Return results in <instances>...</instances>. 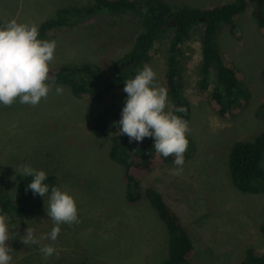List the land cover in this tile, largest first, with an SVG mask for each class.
I'll list each match as a JSON object with an SVG mask.
<instances>
[{"label": "rangeland", "instance_id": "1", "mask_svg": "<svg viewBox=\"0 0 264 264\" xmlns=\"http://www.w3.org/2000/svg\"><path fill=\"white\" fill-rule=\"evenodd\" d=\"M164 1L198 8L232 0ZM89 5V0H0V26L15 19L39 28L62 8ZM235 23V35L228 26H221L215 42L224 60L239 71L249 91L247 106L234 116L220 117L208 92L199 91L201 26L195 25L179 46L177 77L179 94L189 103L185 135L193 150L178 174L170 171L177 167L172 155L162 157L151 151L142 154L148 157L147 165L138 163L130 169L139 178L138 189L153 187L181 220L193 247L189 264H239L248 248L264 254L260 233L264 191L238 190L228 164L235 141L252 140L264 130V120L256 114L264 102V35L248 13ZM140 30L138 16L102 11L90 23L52 31L42 38L56 41L49 68L88 64L109 74L114 61L130 51ZM168 43L169 36L158 40L144 63L162 86ZM121 94L122 89H116L93 101L53 83L35 106L0 105V192L11 194L17 166L29 164L53 176L51 186L73 196L78 219L61 223L55 241L23 244L20 236L27 227L37 238L53 227L46 214L48 194L34 196L22 216H6L14 234L8 242L11 264H82L86 260L87 264H161L167 257L168 233L149 201L145 197L127 201L124 169L108 156L112 132L101 137L90 130L97 114L117 103ZM168 96L174 104L169 92ZM172 109L166 105V110ZM43 244H51L56 253L45 258L39 250Z\"/></svg>", "mask_w": 264, "mask_h": 264}, {"label": "trees", "instance_id": "2", "mask_svg": "<svg viewBox=\"0 0 264 264\" xmlns=\"http://www.w3.org/2000/svg\"><path fill=\"white\" fill-rule=\"evenodd\" d=\"M87 7H71L58 10L54 17L44 21L38 28V38L61 28H72L79 24L92 22L97 13L107 11L109 14H133L140 18L141 30L136 36L130 51L114 61L109 74L98 66L88 64L65 65L55 70L49 68L51 84H63L70 88L74 96L86 95L93 101H101L103 96L116 89L123 88V82L134 72L143 67L149 60L154 44L163 37L169 36L166 70L163 86L168 89L174 105L186 109L184 113L172 111L189 118V103L179 94L178 49L195 25L201 26V59L197 86L200 92H208L209 99L220 117H231L242 111L248 103L249 91L244 86L240 73L231 63L224 60L216 42V33L221 26H228L235 35V19L248 13L264 35V0H232L221 5L191 8L180 4H169L164 0H89ZM200 18H203L200 21ZM132 60V61H131ZM264 75V72H263ZM126 93L122 91L117 103L110 104L94 118L90 130L101 137L109 135L111 148L109 158L124 169L126 198L136 202L145 197L163 222L167 233V257L161 264H189L192 258V242L177 214L163 201L162 196L153 187L138 189L139 178L131 173L132 166L141 163L147 165L146 156L155 153L152 138H143L141 142H129L126 135H119L116 122L120 119V110ZM256 114L264 120V102L259 105ZM188 144L183 153L187 159L193 143L186 137ZM149 150V151H148ZM160 156V155H159ZM137 161V162H136ZM229 173L233 185L241 192L258 194L264 191V130L249 141H235L229 157ZM30 178L20 174L15 177L11 194L0 192V213L17 218L26 211L29 202L34 198L31 190L26 191ZM54 177L47 175L45 183L53 184ZM138 189V190H137ZM264 236V224L260 226ZM87 261V260H86ZM83 261L82 264H87ZM239 264H264V254L246 249Z\"/></svg>", "mask_w": 264, "mask_h": 264}, {"label": "clouds", "instance_id": "3", "mask_svg": "<svg viewBox=\"0 0 264 264\" xmlns=\"http://www.w3.org/2000/svg\"><path fill=\"white\" fill-rule=\"evenodd\" d=\"M38 26L34 23L17 22L15 19L0 26V105L8 106L14 102L35 106L46 98L50 87L49 66L54 59L56 41L38 38ZM55 91L62 92L60 86ZM122 91L126 93L120 110L118 122L119 135H126L129 142L137 143L143 138H152L153 149L162 157L172 155L171 169L178 174L184 164L183 153L188 141L187 122L175 112L184 113L186 109L174 105L168 96V89L159 85L156 73L148 65L136 70L123 82ZM18 174L30 178L26 191L41 198L48 194L47 217L53 221V227L46 235L37 238L34 230L27 227L20 241L23 244H39L40 240L55 241L61 223L78 222L75 200L67 191L45 183L47 174L42 169L29 164L17 166ZM17 227V226H16ZM15 227V228H16ZM14 238L5 214L0 213V264H11L13 252L9 241ZM45 258L56 253L51 244L39 247Z\"/></svg>", "mask_w": 264, "mask_h": 264}, {"label": "water", "instance_id": "4", "mask_svg": "<svg viewBox=\"0 0 264 264\" xmlns=\"http://www.w3.org/2000/svg\"><path fill=\"white\" fill-rule=\"evenodd\" d=\"M203 20V18H200V21H202ZM132 61V60H131Z\"/></svg>", "mask_w": 264, "mask_h": 264}, {"label": "flooded vegetation", "instance_id": "5", "mask_svg": "<svg viewBox=\"0 0 264 264\" xmlns=\"http://www.w3.org/2000/svg\"><path fill=\"white\" fill-rule=\"evenodd\" d=\"M175 103V102H174Z\"/></svg>", "mask_w": 264, "mask_h": 264}]
</instances>
